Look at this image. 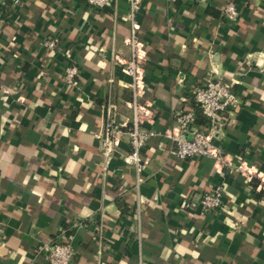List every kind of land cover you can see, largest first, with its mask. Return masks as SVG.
I'll list each match as a JSON object with an SVG mask.
<instances>
[{
	"label": "crops",
	"instance_id": "crops-1",
	"mask_svg": "<svg viewBox=\"0 0 264 264\" xmlns=\"http://www.w3.org/2000/svg\"><path fill=\"white\" fill-rule=\"evenodd\" d=\"M225 2L140 0L136 88L124 70L128 0H0V264H48L42 247L63 231L73 264H264V0H236L235 22ZM54 37L51 51L43 40ZM209 73L242 100L212 137L224 158L179 159L158 135L138 177L125 161L133 103L161 134L178 111L206 129L191 88ZM109 111L121 133L106 159ZM217 185L222 207L202 212V192Z\"/></svg>",
	"mask_w": 264,
	"mask_h": 264
},
{
	"label": "built area",
	"instance_id": "built-area-1",
	"mask_svg": "<svg viewBox=\"0 0 264 264\" xmlns=\"http://www.w3.org/2000/svg\"><path fill=\"white\" fill-rule=\"evenodd\" d=\"M90 5L104 7L115 0H86ZM130 4V18L132 22L131 44L134 54L130 60L125 62L124 70L132 76L133 85L138 88L141 80L142 68L137 53L138 40L137 31L139 23L136 15L141 4L140 0H128ZM240 15L236 0H226L222 11V16L235 22ZM60 40L56 37L45 38L43 45L48 50L57 48ZM78 68L75 65H68L65 68L64 80L68 85L76 84ZM137 90V89H136ZM138 91V90H137ZM138 93V92H137ZM191 93L195 105L207 119L206 129L195 128L196 114L194 111H178L174 115L175 128L163 134L154 129L146 128L144 123V112L137 102L133 103L134 115L131 127L127 133L129 135L130 152L126 155L127 164L133 165L138 173V177L143 169L148 165V157L143 151L149 140L155 136L163 135L169 139L174 149L172 153L179 159H186L194 156H214L224 158L219 148L213 145L212 137L218 134L225 125L226 119L232 112H236L242 105L240 95L235 89V82L227 80L215 73L207 74L203 80L191 88ZM121 133L120 125L115 120L111 111L104 123L101 139V151L106 159H110L118 143V136ZM224 187L217 185L202 192L199 204L202 212L216 210L223 205ZM72 234L63 231L61 237L43 245L42 251L48 264H73L75 250L72 243ZM139 264H146L143 260Z\"/></svg>",
	"mask_w": 264,
	"mask_h": 264
}]
</instances>
